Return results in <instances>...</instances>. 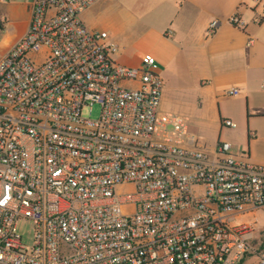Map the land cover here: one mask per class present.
<instances>
[{"label":"built area","instance_id":"2783aa9c","mask_svg":"<svg viewBox=\"0 0 264 264\" xmlns=\"http://www.w3.org/2000/svg\"><path fill=\"white\" fill-rule=\"evenodd\" d=\"M101 1L34 0L0 57V264H264V232L237 223L264 212V164L163 111L155 57L120 65L109 32L84 23Z\"/></svg>","mask_w":264,"mask_h":264},{"label":"crops","instance_id":"0c3cea01","mask_svg":"<svg viewBox=\"0 0 264 264\" xmlns=\"http://www.w3.org/2000/svg\"><path fill=\"white\" fill-rule=\"evenodd\" d=\"M105 1L118 4L128 0H103L95 4L83 13L85 24L89 11L102 7ZM129 1L139 13L128 16L122 43L109 29L100 30L109 32L120 49L124 50L126 45L136 49L134 63L127 67H138L145 54L153 55L159 73L161 69L167 70V79L178 81L172 99L182 116L188 121L190 116L206 120L202 128L195 130L206 131V140L201 138L208 148L216 146L223 132L232 133L230 141L236 149L231 152L237 155L244 145L241 140L235 143V136H246L251 146L246 154L250 162L264 164L263 155L257 152L264 139V125L258 122L264 118V22L256 21L261 6L252 0ZM33 2L0 0L8 15L0 19V38L5 50L27 30ZM233 16L239 22L232 23ZM214 20L218 21L217 29L208 35V26ZM232 88H237L238 94L227 95ZM171 107L162 96L161 109L169 112ZM225 119L235 122L236 128L224 127ZM188 126L190 133L194 132L189 123Z\"/></svg>","mask_w":264,"mask_h":264},{"label":"rangeland","instance_id":"374dc122","mask_svg":"<svg viewBox=\"0 0 264 264\" xmlns=\"http://www.w3.org/2000/svg\"><path fill=\"white\" fill-rule=\"evenodd\" d=\"M106 3L102 7H95L89 11L87 14V18L85 20L86 24L91 28H96L98 31L102 29H109L112 31L113 35L116 40L119 43H122V34L123 30L126 29V27L129 25L128 16L129 15H138V9L137 6H135L132 2L125 1L124 3H118L117 1H105ZM135 6V7H134ZM4 10V4L0 3V19L3 17H7ZM10 19V18H8ZM125 47L123 50L122 48L119 50V52L114 56V60L116 63L123 65V66H130L132 63H134L135 55H136V49L131 46ZM5 45L3 43L2 37L0 38V57L5 54L7 50H5ZM166 75L168 76V71L161 69L160 76L163 79V90H162V96L164 98V101L168 104H171V111L172 113L183 115L180 111H178V108L174 105L173 102V93L178 89V81L171 82L167 79ZM170 75V74H169ZM177 83V84H176ZM177 92V91H176ZM101 113V108L99 105H94L92 109L89 107L85 108L83 110L82 115L87 118L91 119H98ZM247 120V119H245ZM259 123L264 125V118L259 119ZM190 127L196 136L203 137L206 140V131L204 130H195L198 128H202L206 120L204 118L196 117V116H190L188 121ZM236 135V134H235ZM264 135V134H263ZM232 133H222L220 135L221 140L230 141V138L232 137ZM237 143L238 141H242L244 148L240 150L239 152H236L237 155H246L248 152V149L250 150V142L247 141V137H238L235 136ZM258 147V146H257ZM232 149H236V146H233ZM257 152L259 154L263 155L264 158V139H262L261 143L259 144V147L257 149ZM256 220V229L257 231H263L264 232V212L258 211L255 213L254 216H247V217H241L237 219V223L242 222H252ZM17 233L22 237L23 243L27 245H31L33 242V233L34 228L33 224L28 219H21L17 222ZM254 261V257H247L241 264H252Z\"/></svg>","mask_w":264,"mask_h":264},{"label":"trees","instance_id":"16d2710c","mask_svg":"<svg viewBox=\"0 0 264 264\" xmlns=\"http://www.w3.org/2000/svg\"><path fill=\"white\" fill-rule=\"evenodd\" d=\"M0 27H2L1 23H0Z\"/></svg>","mask_w":264,"mask_h":264}]
</instances>
